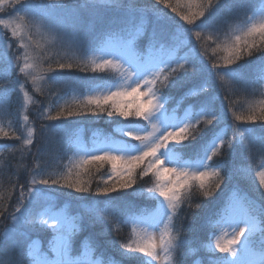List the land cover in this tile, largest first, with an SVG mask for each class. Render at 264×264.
Masks as SVG:
<instances>
[{
    "label": "snow or ice",
    "instance_id": "1",
    "mask_svg": "<svg viewBox=\"0 0 264 264\" xmlns=\"http://www.w3.org/2000/svg\"><path fill=\"white\" fill-rule=\"evenodd\" d=\"M0 13L8 17L0 19V94L11 86L23 109L20 131L0 127V138L20 142L19 149L6 145L9 151L32 154L36 128L27 109L40 104L36 96L50 95L54 99L38 114L48 122L41 130L71 152L63 171L48 173L37 163L24 183L17 177L11 188L0 185V221H10L0 247L20 251L7 264L137 258L140 264H264V163L245 167L237 151L250 152L258 141L264 148L257 132L264 133V99L249 103L246 112L231 100L237 91L264 93V0L258 9L250 0H0ZM142 36L143 52L137 47ZM75 72L111 73L112 79L97 84L95 77L81 78L83 91L69 102L59 86L69 87ZM196 78L203 83L177 108L188 96L205 98L183 115L169 113L171 97L162 89H180ZM105 116L114 127L94 132L91 145L66 127L80 117ZM242 181L250 182L254 196L241 189ZM138 182H150L138 195L155 207L126 204L118 211V198ZM65 196L75 215L58 207ZM194 209H206L203 241L184 235L192 228L182 222ZM95 226L101 230L90 232L73 256L76 234ZM37 227L52 234L51 258L31 239ZM124 228L126 241L106 239ZM101 248H112L121 260L102 259Z\"/></svg>",
    "mask_w": 264,
    "mask_h": 264
},
{
    "label": "trees",
    "instance_id": "2",
    "mask_svg": "<svg viewBox=\"0 0 264 264\" xmlns=\"http://www.w3.org/2000/svg\"><path fill=\"white\" fill-rule=\"evenodd\" d=\"M72 2H75L72 0ZM154 0H141V3H153ZM250 3L255 6V8L260 7V0H250ZM160 7H163L161 5ZM170 15H175L170 13ZM7 15L0 13V19H7ZM176 19H179L176 17ZM183 23V22H181ZM150 31V29H149ZM2 36V32L1 35ZM3 41L0 40V43ZM147 46V38L141 37L137 42V47H141L143 51ZM142 51V52H143ZM83 77H95L94 83L97 84H105L111 82L112 75L111 73H79L75 72L73 76L69 77L70 86L65 88L63 85L59 86L62 89V94L65 96V99L69 102L72 97L78 96L81 94L83 89L80 87V79ZM12 80H16L15 74L10 77ZM203 83V80L200 78H196L191 81L189 84L185 85L180 89H162V92L165 96L171 97L168 100L166 107L169 112L173 109H176V113L181 115L184 112V109L189 106V104H197L199 101L203 100L205 97L203 94L199 97L188 96L183 100L180 107L177 108V101L181 100V97L185 95L186 92L190 88H193L195 85H200ZM30 87V86H29ZM56 89H54L55 91ZM214 94V93H213ZM40 104L29 105L27 109V114L29 115L30 123L36 128V139L34 141L33 146L31 147L32 154H24L21 155L19 150L9 151L6 145L15 146L19 149V141L8 140L0 138V185L3 187L11 188V182L15 181L17 177L19 178L21 183H24L28 178L29 169H33L37 163H40L41 167L44 168L48 173H57L64 170V167L69 163V157L71 156V152H66L64 150L65 143L62 142L58 136L54 135L51 132H43L41 130V125L44 123H48L47 121H43L39 118V113L43 111V106H47L50 102V99H54L50 97V95L45 96H36L35 97ZM221 100L223 99V93H221ZM261 99H264V93H262L258 88L254 94H252L251 89L248 93L243 91H237L231 96V100L235 102L237 111H247V107L249 103H258ZM219 102H217L218 104ZM227 104V101H225ZM22 104L20 100V93L17 90H13L11 86L8 87L6 94H0V122L1 127H6L8 129L14 128L17 131H20V117L19 113L23 110ZM228 122H232L231 114L228 115ZM66 127L70 129L75 135L88 137L90 134L94 132H98L100 134H108L111 133L113 125L108 123V118L105 116L101 119H95L91 117H80L76 120H73L66 124ZM259 135H264V133H260V130L257 129ZM237 151L241 155L242 164L245 167H258L261 163H264V148H262L261 143L258 141L256 145L251 149V151H244L242 148L238 147ZM247 157V158H246ZM227 158V157H225ZM107 165H105L104 169H101L102 172L107 170ZM99 180V174L94 175L93 177V187H95L96 182ZM149 183H137L134 185L133 190H129L126 196H121L118 198V204L120 208L118 211L122 210L126 204H132L135 206L136 210L139 209H152L155 207L154 201L146 200L144 197L138 195V193L148 187ZM242 190L249 192L250 195L254 196L255 193L250 191V182L242 181L240 184ZM62 191L68 192V189H63ZM227 189H225V193H227ZM115 195V194H113ZM223 196V194H222ZM202 199V198H197ZM196 202V200H194ZM14 203V201H13ZM58 207L67 208L71 214H76L75 205L70 202L68 197H61L58 201ZM186 207V206H185ZM11 210V209H10ZM206 209H194L193 214H190L188 218L183 220V227L185 229L192 228L191 232H185V238L189 240L197 239L199 241L205 240V232L201 228V225L204 223V213ZM183 215V213L181 214ZM180 223V222H178ZM10 226L9 220L0 221V233H3L5 228ZM100 226H95L91 229H87L83 232H79L73 239L72 245V255H78L80 250L82 249L83 242L86 236L89 235L90 232H98L100 231ZM51 233L47 230H42L39 227L35 228L31 233L32 240H39L43 247H46V243L51 239ZM129 237V229L124 228L121 233L117 234L114 232H109L106 239L107 240H116V241H126ZM2 238V237H0ZM104 252V256L102 259L106 260L109 256L114 257L117 260H121L118 252L113 250L112 248H101L97 252V256H100V252ZM201 256L205 254L203 252L200 253ZM20 258L19 249H12L10 246L0 247V262L3 264H7L9 259L18 260ZM142 258L131 259V260H122L121 264H140ZM185 261H190L191 257H184Z\"/></svg>",
    "mask_w": 264,
    "mask_h": 264
},
{
    "label": "rangeland",
    "instance_id": "3",
    "mask_svg": "<svg viewBox=\"0 0 264 264\" xmlns=\"http://www.w3.org/2000/svg\"><path fill=\"white\" fill-rule=\"evenodd\" d=\"M73 1H75V0H73ZM1 32H2V34H3V32H4V29L2 28V26H0V35H1ZM138 50L139 51H143V49L141 48V47H138ZM17 78V77H16ZM20 100H21V104H22V97H21V95H20ZM171 112H172V110H171ZM171 112H169V113H171ZM177 114V113H176ZM178 115V114H177ZM183 115V114H182ZM1 123L2 122H0V127H1ZM11 128V127H10ZM4 129L5 130H9L8 128H7V126L6 127H4ZM80 137V139L82 140V141H84L85 143H88L89 145H91V141H92V137H93V133L92 134H90L88 137H83L82 135L81 136H79ZM61 208H63V207H61ZM39 242V241H38ZM39 244H40V246H41V248H42V250H44L45 252H48V254H49V257L51 258V253L49 252V241L47 242V244H46V247H43L42 246V244L39 242ZM82 250V249H81ZM80 250V251H81ZM254 251H258V249H256V248H254L253 249ZM73 256H76V255H73Z\"/></svg>",
    "mask_w": 264,
    "mask_h": 264
}]
</instances>
